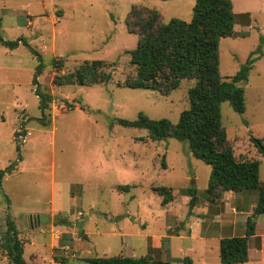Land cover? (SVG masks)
I'll return each mask as SVG.
<instances>
[{
	"label": "rangeland",
	"instance_id": "1",
	"mask_svg": "<svg viewBox=\"0 0 264 264\" xmlns=\"http://www.w3.org/2000/svg\"><path fill=\"white\" fill-rule=\"evenodd\" d=\"M232 2L235 34L220 39L221 75L236 74L252 51L261 56L239 83L245 111L224 101L222 121L236 157L261 161L264 182V155L252 141L264 142V0ZM194 5L195 0H0V264H11L2 245L8 221L28 244L29 264H88L89 257L146 254L173 264H223L219 241L189 238L187 221H201L203 231L217 236L245 235L239 232L250 219L264 228V213L254 215L258 189L209 200L212 167L193 156L186 141H154L147 129L119 123L140 112L177 123L195 83L185 78L169 95L126 85L136 70L128 51L139 38L128 30L129 12L135 6L154 8L164 23L172 17L189 21ZM58 59L61 73L103 59L112 79L55 85ZM36 76L40 90L53 96L45 110ZM160 185L171 188L167 205L155 190ZM191 187L197 189L194 196L185 192ZM214 219L226 226L221 229ZM170 234L182 237L170 244ZM160 235L162 247L156 249L153 237ZM252 244L260 245V238Z\"/></svg>",
	"mask_w": 264,
	"mask_h": 264
},
{
	"label": "trees",
	"instance_id": "2",
	"mask_svg": "<svg viewBox=\"0 0 264 264\" xmlns=\"http://www.w3.org/2000/svg\"><path fill=\"white\" fill-rule=\"evenodd\" d=\"M130 33L138 34L137 46L128 51L134 74L125 83L132 88H150L169 95L185 78L194 79L188 89L189 107L181 112L177 123L168 118L153 119L140 112L135 120L119 119L126 127L147 129L149 137L163 140L169 137L186 141L193 156L211 165L212 171L207 187L209 200L221 197L223 192L239 193L251 189L259 190L254 215L264 213V182L260 180L261 161L239 160L229 145L227 131L222 121L221 106L228 101L233 109H246L245 90L239 83L248 79L259 50L252 51L236 74L223 77L219 67L220 39L235 34L236 13L232 0H195L191 20L172 17L164 23L157 9L133 7L126 20ZM18 43H11L17 45ZM56 74L53 83L66 85H94L109 82L112 74L106 70L103 59L85 60L72 71L61 73L60 59L55 61ZM43 71L40 66L38 74ZM36 94L41 108L45 110L53 96L40 90L38 77ZM258 150L264 155L262 138L252 137ZM166 166V163L163 162ZM128 190L129 186L124 187ZM167 205L173 200L171 188L155 187ZM196 187L185 190L196 195ZM196 198L191 201L195 203ZM68 225L70 221L64 220ZM255 222H248L245 235L223 236L219 254L223 264H239L249 260V237L255 234ZM2 245L6 248L11 264H29L24 257V245L16 229L8 221V236ZM169 249L167 248V251ZM88 264H172L153 254L142 256H104L86 258Z\"/></svg>",
	"mask_w": 264,
	"mask_h": 264
},
{
	"label": "crops",
	"instance_id": "3",
	"mask_svg": "<svg viewBox=\"0 0 264 264\" xmlns=\"http://www.w3.org/2000/svg\"><path fill=\"white\" fill-rule=\"evenodd\" d=\"M225 193L226 194L228 193L229 196H232V193H234V192L233 191H226ZM217 216H219V215H217ZM219 218L222 219V217H219ZM216 221L220 222L219 227L221 229H223V227L226 226L225 221H223V220L218 221V220L214 219V222H216ZM189 222L190 221L186 222V225L188 226V228H190V233L188 234V237L191 238V239H198L202 243H203V241L205 239L213 237L215 240L219 241V245H220L221 237L227 235V234H225V235L223 234V235L217 236V234H213V233H211L208 230L207 231H203L202 222L201 221L191 220L190 224H189ZM169 226L170 225H167V227H169ZM186 230H187V228H186ZM246 230H247V227H245L244 232L241 231L239 233L246 234ZM233 233H237V232L233 231V232H231V235H229V236H235ZM228 234H230V233H228ZM166 236L169 237V239H170L169 243L170 244H171V239L173 237H182V235H180V234H170V235H166ZM255 238H260V245L252 244V240L255 239ZM161 239H162L161 235L157 236V237H153V245H154L153 247L154 248L160 249L162 247V240ZM27 245H28L27 243L24 244V254H25L26 249L28 247ZM171 249L172 248H170V253H171ZM263 255H264V228L261 229L260 227H257V223H256L255 234L249 237V260L248 261L253 259L254 261L252 263L264 264ZM36 257H37V254H36ZM177 258L180 261L182 259H185V257H183V256H180V257H177ZM172 264H173V262H172Z\"/></svg>",
	"mask_w": 264,
	"mask_h": 264
},
{
	"label": "water",
	"instance_id": "4",
	"mask_svg": "<svg viewBox=\"0 0 264 264\" xmlns=\"http://www.w3.org/2000/svg\"><path fill=\"white\" fill-rule=\"evenodd\" d=\"M31 218H32V220L39 219V217L37 215H33Z\"/></svg>",
	"mask_w": 264,
	"mask_h": 264
}]
</instances>
